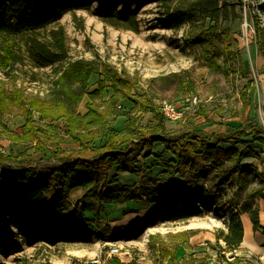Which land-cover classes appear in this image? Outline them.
Returning a JSON list of instances; mask_svg holds the SVG:
<instances>
[{
    "label": "rangeland",
    "instance_id": "374dc122",
    "mask_svg": "<svg viewBox=\"0 0 264 264\" xmlns=\"http://www.w3.org/2000/svg\"><path fill=\"white\" fill-rule=\"evenodd\" d=\"M220 2L227 5L228 20L223 19L218 30L225 33V43L231 47V51L224 50L220 70L211 68L201 57V50L186 41L189 32L198 33L202 27L213 24L196 16L181 28L173 29L158 4L139 9L137 4L131 5L132 11L138 10L139 33L106 26L96 13L104 4L92 1L89 10L67 14L35 33L7 40L0 37V43L7 44L5 48L12 49L20 58L13 68L0 69V87L13 99L10 102L8 98L7 112L2 113L0 107V171L3 167L55 168L64 160L97 156L68 139L64 118L51 122L40 120L41 115L34 113L41 132L38 142L19 140L26 124L24 107L34 100L48 102L57 71L79 59L95 61L102 73L115 70L125 75L133 83L132 95L138 99L145 95L156 106L170 101L180 108L183 117L167 122V137L196 132L216 137L251 124L264 126V60L256 46V29L264 31V0ZM125 6L117 7L123 10ZM75 18L83 21L84 28ZM60 27L67 35L68 60L39 67L30 49V39L49 44L51 31ZM100 80V75H94L89 91L95 90ZM112 94L109 86L104 98L107 100ZM190 94L200 98L199 106L190 104ZM18 96L24 101H14ZM89 101L86 96L78 109L80 113L87 112L85 104ZM122 105L128 111L133 108L128 101ZM135 119L137 127L151 131V114L137 113ZM126 124V118L111 119V129L117 132L125 129ZM156 137L159 136L123 146L138 155L132 161V172L118 175L115 170H100L101 199H88L83 190L72 194L67 201V213L70 224L80 229L77 233L81 241L51 242L43 238L30 242L18 237L14 240L21 249L16 253L0 251V264L232 263L231 254H221L216 235L227 230L224 221L231 209L239 211L247 206L264 212L263 187L248 170L255 166L264 171V164L255 159L245 161L244 178L228 181L224 193H213L209 182L194 191H182L178 184L180 175L171 176L174 155L163 144L150 141ZM107 140L106 133H100L91 145L103 146ZM254 149L264 158V147L255 144ZM199 166L209 178L213 165ZM166 193H171V198ZM243 222L249 227L247 216ZM249 230L248 238L257 240L262 236L260 249L244 244L235 255L243 264H264V234ZM244 237L247 239L246 232ZM112 244L123 246L119 256H108Z\"/></svg>",
    "mask_w": 264,
    "mask_h": 264
},
{
    "label": "trees",
    "instance_id": "16d2710c",
    "mask_svg": "<svg viewBox=\"0 0 264 264\" xmlns=\"http://www.w3.org/2000/svg\"><path fill=\"white\" fill-rule=\"evenodd\" d=\"M92 1L104 4L96 13L106 26L133 33H139L140 24L138 10L130 9L132 4H137L138 9L150 4L160 5L173 29L181 28L186 21L196 16L209 20L213 26L202 27L198 33L189 32L186 41L192 47L199 48L201 57L215 70H220L219 62L224 50L231 51L230 45L225 43V33L218 30L221 21L228 20L227 5H223L220 0H0V37L7 40L21 34L35 33L67 14L89 10ZM120 4L126 5L123 10L117 7ZM75 19L80 28H84L83 21ZM50 36L49 44L30 39V49L39 67L64 64L69 58L65 29H54ZM256 36V46L264 60V31L259 27ZM5 46L7 44L0 43V69L9 70L20 58ZM94 75H100L101 80L95 90L89 91V82ZM109 86L113 94L106 100L104 94ZM132 86L133 83L118 71L102 73L95 61L79 59L64 64L57 71L48 102L34 100L24 107L26 124L19 138L21 142H38L41 132L33 115L39 113L40 120L49 119L53 122L64 118L68 139L80 144L82 150L89 148L97 156L62 160L55 168L24 167L12 170L3 167L0 171L1 252H18L21 246L14 240L18 237L30 242L43 238L51 242L81 241L77 233L80 229L70 224L67 201L77 190H83L88 199H101L98 186L102 168L106 172L115 170L118 175L132 172V161L135 162L138 155L130 148H123L129 142L147 141L148 137L158 135L150 141L163 144L164 149L174 155L171 176L180 175L178 184L182 191H194L209 182L213 193H224L228 181H241L244 178L245 161L255 159L261 165L264 164V158L254 149L255 144L264 147L263 125L235 128L216 137L197 132L167 137L166 118L145 95L141 99L132 95ZM86 96L90 101L86 104L87 112L82 114L78 109ZM8 98L10 102L13 101L0 87L2 113L9 110ZM21 100L24 101L21 96L14 99ZM123 101L131 102L132 110L128 111L122 105ZM137 113L152 115L151 131L137 127ZM113 118H126L125 129L120 132L111 129ZM147 132H151L150 135ZM100 133H106L108 140L103 146L93 147L91 144ZM200 163L213 165L209 178L205 176L206 171L199 166ZM248 170L253 172L254 179L259 181L264 192V171H259L255 166L248 167ZM166 194L171 198V193ZM261 199L264 201V193ZM244 216L248 217L253 232L264 234L258 208L242 206L239 211L231 209L224 221L227 230L219 231L216 235L221 254H231L234 258L230 264H243L235 252L245 244ZM220 242L224 245H220ZM115 264L122 263L116 261Z\"/></svg>",
    "mask_w": 264,
    "mask_h": 264
},
{
    "label": "built area",
    "instance_id": "2783aa9c",
    "mask_svg": "<svg viewBox=\"0 0 264 264\" xmlns=\"http://www.w3.org/2000/svg\"><path fill=\"white\" fill-rule=\"evenodd\" d=\"M188 99L190 101V104L192 106H199L201 103V100L198 96H195L193 94H190L188 96ZM158 109L160 113L166 118L167 121H177L180 120L183 117V111H181L180 108H178L175 104H173L170 101H162L158 104ZM123 251V246L120 244H112L110 251L108 253L109 257H115L119 256ZM98 261H94L93 264H98Z\"/></svg>",
    "mask_w": 264,
    "mask_h": 264
},
{
    "label": "bare ground",
    "instance_id": "6f19581e",
    "mask_svg": "<svg viewBox=\"0 0 264 264\" xmlns=\"http://www.w3.org/2000/svg\"><path fill=\"white\" fill-rule=\"evenodd\" d=\"M249 229H251L250 226L247 227L246 228V231H245L246 232V235H247V239H245V244H247L249 247H252L255 250H258V249H260V246L262 244V239L263 238H261L262 236L261 237H258L257 240L256 239H253L252 237L248 238L249 237V234H248L247 231H250Z\"/></svg>",
    "mask_w": 264,
    "mask_h": 264
},
{
    "label": "crops",
    "instance_id": "0c3cea01",
    "mask_svg": "<svg viewBox=\"0 0 264 264\" xmlns=\"http://www.w3.org/2000/svg\"><path fill=\"white\" fill-rule=\"evenodd\" d=\"M112 95H110L109 96V98L111 97ZM87 104V103H86ZM86 104H85V107H86ZM157 107H158V105H157ZM86 112H82V114H85ZM167 122H169V121H167ZM263 219H264V212H262V214H261V221H262V225L264 226V221H263ZM249 226H250V224H249ZM255 233V232H254ZM256 233H258V232H256Z\"/></svg>",
    "mask_w": 264,
    "mask_h": 264
}]
</instances>
